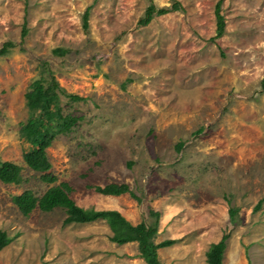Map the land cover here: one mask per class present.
Here are the masks:
<instances>
[{"label":"rangeland","instance_id":"374dc122","mask_svg":"<svg viewBox=\"0 0 264 264\" xmlns=\"http://www.w3.org/2000/svg\"><path fill=\"white\" fill-rule=\"evenodd\" d=\"M152 1L184 10L139 25L150 0H0V48L14 44L0 56V163L22 167L19 184L0 181V230L12 238L0 264H146L136 242L109 240L104 220L63 225V208L23 216L13 203L53 185L25 164L33 142L20 132L25 92L44 67L86 98L60 94L61 113L79 119L46 149L55 184L67 182L76 204L132 224L159 211L154 242L174 240L157 250L161 264H206L224 231L222 264H264V200L253 210L264 197V0H222L214 41L218 0ZM108 183H127L140 202L93 189Z\"/></svg>","mask_w":264,"mask_h":264},{"label":"trees","instance_id":"16d2710c","mask_svg":"<svg viewBox=\"0 0 264 264\" xmlns=\"http://www.w3.org/2000/svg\"><path fill=\"white\" fill-rule=\"evenodd\" d=\"M222 0H218L215 4V35L210 41L221 37L224 33L225 18L221 13ZM90 6L87 7L83 14V27L87 28ZM184 10L183 6L175 1L170 7H158L152 0L144 10L143 16L138 20L139 25H147L155 16L163 15L171 11ZM27 34V28L23 26L21 37ZM13 42L7 41L0 48V56L8 52L13 46ZM53 53L63 55L66 50L63 48L53 49ZM44 64V63H43ZM45 65V64H44ZM46 66V65H45ZM45 73L35 79L25 92V98L30 109V116L21 124L20 132L24 137H29L33 142L31 151L24 155L25 164L40 173V179L49 186L46 191L39 197L35 196L31 190H24L20 194L12 196L13 203L18 207L23 216H28L34 209L49 212L60 207L65 211L63 225L70 223H88L96 220H104L111 235L109 240L122 245L129 242H136L140 257L146 264H161L158 258L157 250L168 247L173 244L174 240L165 239L158 243L154 242L155 235L158 230L160 212L153 208H148L149 220H142L137 224H132L123 215L113 209H94L84 208L74 201L70 196L72 187L64 181L57 182V176L53 174L51 162L48 159L46 149L51 146L55 136L65 133L78 121L79 117L70 114L63 115L60 110L59 102L60 94L71 100H85L86 98L77 94L66 92L58 83L52 71L47 67L43 68ZM264 86V77L262 79ZM51 100L54 102L55 116H50L52 107ZM178 149L183 145L179 142ZM22 167L11 161H2L0 163V181L6 184H19L22 181ZM91 187V186H90ZM95 192L106 196H119L129 193L130 197L140 202V197L136 195L127 183H108L104 186H93ZM264 197L260 199L254 206L257 209L263 202ZM229 222L237 225L239 222L238 208L230 206L228 208ZM229 233L224 231L221 238L217 242H213L208 247L206 255V264H222L226 241ZM12 238H10L4 230H0V251L6 247Z\"/></svg>","mask_w":264,"mask_h":264}]
</instances>
